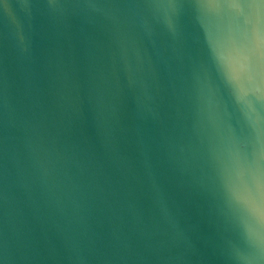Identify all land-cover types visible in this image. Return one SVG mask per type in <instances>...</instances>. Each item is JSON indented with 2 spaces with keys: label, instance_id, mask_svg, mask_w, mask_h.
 <instances>
[{
  "label": "water",
  "instance_id": "obj_1",
  "mask_svg": "<svg viewBox=\"0 0 264 264\" xmlns=\"http://www.w3.org/2000/svg\"><path fill=\"white\" fill-rule=\"evenodd\" d=\"M0 264H264V0H0Z\"/></svg>",
  "mask_w": 264,
  "mask_h": 264
}]
</instances>
